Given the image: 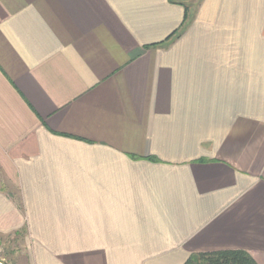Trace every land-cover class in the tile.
<instances>
[{
	"label": "crops",
	"instance_id": "1",
	"mask_svg": "<svg viewBox=\"0 0 264 264\" xmlns=\"http://www.w3.org/2000/svg\"><path fill=\"white\" fill-rule=\"evenodd\" d=\"M0 236L264 264V0H0Z\"/></svg>",
	"mask_w": 264,
	"mask_h": 264
},
{
	"label": "trees",
	"instance_id": "2",
	"mask_svg": "<svg viewBox=\"0 0 264 264\" xmlns=\"http://www.w3.org/2000/svg\"><path fill=\"white\" fill-rule=\"evenodd\" d=\"M184 264H256L244 251L226 250L191 255Z\"/></svg>",
	"mask_w": 264,
	"mask_h": 264
},
{
	"label": "rangeland",
	"instance_id": "3",
	"mask_svg": "<svg viewBox=\"0 0 264 264\" xmlns=\"http://www.w3.org/2000/svg\"><path fill=\"white\" fill-rule=\"evenodd\" d=\"M23 237L0 236V264H18V261L24 263L26 253L22 247Z\"/></svg>",
	"mask_w": 264,
	"mask_h": 264
}]
</instances>
